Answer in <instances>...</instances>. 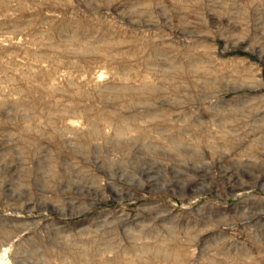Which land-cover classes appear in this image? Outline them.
<instances>
[{
  "label": "rangeland",
  "instance_id": "rangeland-1",
  "mask_svg": "<svg viewBox=\"0 0 264 264\" xmlns=\"http://www.w3.org/2000/svg\"><path fill=\"white\" fill-rule=\"evenodd\" d=\"M0 264H264V0H0Z\"/></svg>",
  "mask_w": 264,
  "mask_h": 264
}]
</instances>
